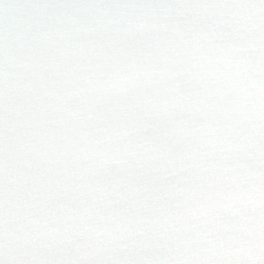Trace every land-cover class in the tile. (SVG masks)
I'll return each mask as SVG.
<instances>
[{"label": "snow or ice", "instance_id": "obj_1", "mask_svg": "<svg viewBox=\"0 0 264 264\" xmlns=\"http://www.w3.org/2000/svg\"><path fill=\"white\" fill-rule=\"evenodd\" d=\"M0 264H264V0H0Z\"/></svg>", "mask_w": 264, "mask_h": 264}]
</instances>
